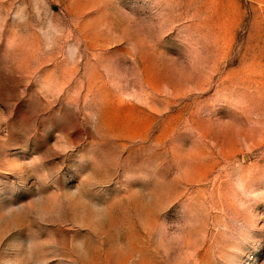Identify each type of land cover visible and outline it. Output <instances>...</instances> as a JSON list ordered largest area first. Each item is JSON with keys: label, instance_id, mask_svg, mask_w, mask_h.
Returning <instances> with one entry per match:
<instances>
[{"label": "rangeland", "instance_id": "rangeland-1", "mask_svg": "<svg viewBox=\"0 0 264 264\" xmlns=\"http://www.w3.org/2000/svg\"><path fill=\"white\" fill-rule=\"evenodd\" d=\"M0 264H264V0H0Z\"/></svg>", "mask_w": 264, "mask_h": 264}]
</instances>
